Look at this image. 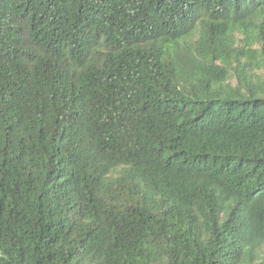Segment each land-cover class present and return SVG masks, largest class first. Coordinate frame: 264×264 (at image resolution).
<instances>
[{
    "label": "trees",
    "instance_id": "1",
    "mask_svg": "<svg viewBox=\"0 0 264 264\" xmlns=\"http://www.w3.org/2000/svg\"><path fill=\"white\" fill-rule=\"evenodd\" d=\"M0 264H264V0H0Z\"/></svg>",
    "mask_w": 264,
    "mask_h": 264
}]
</instances>
